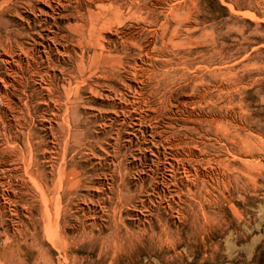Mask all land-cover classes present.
Here are the masks:
<instances>
[{
  "label": "rangeland",
  "instance_id": "1",
  "mask_svg": "<svg viewBox=\"0 0 264 264\" xmlns=\"http://www.w3.org/2000/svg\"><path fill=\"white\" fill-rule=\"evenodd\" d=\"M0 264H264V0H0Z\"/></svg>",
  "mask_w": 264,
  "mask_h": 264
}]
</instances>
